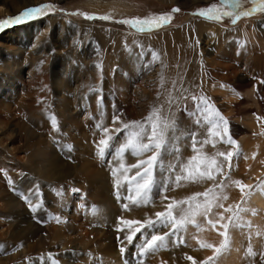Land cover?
Masks as SVG:
<instances>
[{
	"label": "bare ground",
	"instance_id": "obj_1",
	"mask_svg": "<svg viewBox=\"0 0 264 264\" xmlns=\"http://www.w3.org/2000/svg\"><path fill=\"white\" fill-rule=\"evenodd\" d=\"M33 1L35 2L38 0H33ZM28 2L30 3L29 0L28 1L26 0H2V2H0V14H5L9 12L7 5L13 6L14 9H18L19 7H22L25 4L26 5L29 4ZM57 17L58 16L56 17L49 16V17H46L44 21L46 24H50L55 19H57ZM58 18L60 20L58 23L59 29L58 30L56 29V34H57L56 39L61 37L62 31H63L62 29L64 28L63 25H64V22L66 21L65 17H58ZM40 23L41 22L39 21H34L32 23H29V24H26V25H23L17 28L27 29L28 31L31 30L32 34L25 33V35L26 37L30 36L31 38L33 36L32 38L33 40L32 39L31 40L35 43V42H39L38 33L42 29L40 28ZM102 34H105V33H102ZM105 35H107L108 36L107 38L111 39L113 43V45L110 46L111 50L115 52L117 55L119 53L118 58L117 59L115 58V62H114L115 66L112 65V67L116 68L120 66V69L117 68L119 71H117L114 78H111V76H109V69L111 68V64L113 63V62L111 63V60L113 61L114 58L112 57V59H110V62H109L111 63L109 64L110 68L107 64V61L102 60L103 61L102 63H104V69H105L104 75H106L107 77L109 76V78L107 79H111V80L114 79V82L112 81V83H114V85L117 86V89H121L120 90L121 92L118 93L119 91L118 92L111 91L112 89L110 88L111 89L110 90L108 88L110 85L107 83L109 86L105 87L104 86L105 84L100 83L102 81L99 79V77H97V75H95L94 76L95 78L93 81L95 82V85L97 84L96 87L88 93L86 91L87 89L86 84H81L80 86L81 88L83 87L85 93L83 94V92L81 93L76 92L77 95H76V98H74L75 102L73 101L74 102L73 104H69L66 101V97L68 98V96L65 97V93L67 92L68 88L66 89L65 88L66 86L65 87L63 86V84L67 80L65 82L58 80L59 82H57L58 84L57 87L63 88L64 91L61 90L60 93H61L62 99L64 100H62V103H60L59 102L60 98H59L57 102H58L59 107H64V108L63 109L59 108L60 110L57 112H58L59 117H63L64 119L68 121V122L66 121L67 125L66 123L61 122L62 123L61 125L65 124L64 127L62 126V128H64L63 130L68 133V136L70 134L69 131L71 130L75 131V133L77 134V137L79 136V139L81 140L80 150L84 154L87 153V154L94 155L95 153L97 155L98 153L97 149L99 146L95 140V136L97 134L96 129L98 130L100 126L104 127L105 125H108L110 121L113 119L112 113L114 114L117 112L116 114H118L119 116L125 117L127 113L134 112L133 114L134 121H143L144 118L149 115V112L154 107L159 108L161 110L160 114L162 116H167L169 118L174 119L175 124H176L175 133H173L172 131H169L167 134L169 137V145H168L167 150L163 151L160 157V160L162 161L164 165V169L157 167L154 173L157 181H163L167 179L169 175V173L166 171L167 166L177 162V156H176V153L174 152V149L178 147L177 145L179 144L183 145L182 149L178 147L179 157L182 162L186 163L188 158L194 155L192 151V140H191L190 135H188L189 133L196 132L198 134L197 136L198 140H203L207 138L208 125L206 124L197 125L195 123L196 117L193 115V113L195 112L196 109H195L194 102L192 100V96L193 95H197V96L204 95L208 97L210 99V102L215 106V108L220 112V114L228 121L230 133L234 135V139L237 141L239 145L241 154L250 160V164H247V171L245 172V175L243 177V184L253 186L251 195H249L247 197V200L242 203L241 202L242 198L240 197L241 193L237 192L238 187L234 184H231V181H234L235 180L234 178L235 177L237 178V176H232L230 179L226 180L227 187L223 189V193L225 192V195H227L228 199L222 201V203H225L224 205L226 206L239 204L242 208L247 209V211L242 212V213L250 219L249 221L250 223L256 225L254 226L255 228L252 225L251 239H250L252 240V243L256 245L257 241L259 240V236H260V235H257V233H259L258 231L261 229V226H262L261 220L262 221L264 220V191H259L255 189V186L259 182L264 181V158L261 161H259L260 158H258V156L259 157H261L262 155L264 156V153H262V151L260 150L259 154H256L258 142L264 140L263 135H262L263 133L261 132L262 129H264V83H262V81H264V13L262 15L255 16L252 18H245L243 20H240L239 23H235L231 26H225L221 23H210L206 19H199L198 17H192L184 25H181L179 27L169 29L157 35L151 36L148 42L152 44V47L154 46L155 49L154 48L153 49L155 53L157 54L159 53L160 56H158L157 58V63H155L156 64L155 67L152 64L154 63V61L152 62L151 60L148 62L146 69L144 68L146 70L144 74V76H146L145 78L148 79V82L150 83V85L151 83H153V87L155 86L154 90H152L153 91L152 95L154 96L156 95L155 99L152 97L154 99L152 102L148 103L146 101V103H148V104L145 103L146 105L142 104L145 101L141 103V101H137L136 98L139 94L141 98L142 95L147 91L141 92L140 91L141 88L136 86L133 83V81H131V83L129 82L128 84L123 85V83H121V79L116 78L117 77L116 75H119L124 79L125 77H127L126 74H130V75L133 74V71L136 69L137 65L139 64V62L137 63L135 61L136 58L135 57L133 58L132 56L131 57L134 59V61H132L131 65H130V62L126 63L125 61L127 60V57H126L127 52L126 50L122 49V46H121V45L124 46V43L130 44L131 42L129 41L137 39L138 36L135 35L130 29H128L126 26H123V25L117 27L116 29H111V32L106 33ZM20 45L21 46L18 45V47L15 50H7L4 53L6 55L0 54L1 56L0 61H2L0 63V191H3L4 188H6L9 184L11 185L13 183L15 192L17 191L21 192L20 198L19 196L18 198H16L13 195H11V197H9L8 199H6L7 198L5 197L6 195L4 196L5 197L4 199L0 198L1 206L8 205L6 214L0 213V240L6 238V233L3 227V225L7 223V220L5 218L12 217L14 219L18 218L19 220L20 217L18 216H20V213L23 209V208H20V205L22 206L30 205L28 202L25 201L23 197H28V200L31 202V205H39V207H41L42 205H45V202L43 201V199H46V197L43 196L42 190H46L44 188H47L48 186H51V185L58 186V185H63L66 182L67 183L72 182L73 185H75V187L81 193L83 192L80 190V188L82 189L84 188V186H80L77 182H75L74 180L73 182L72 179L69 178V175L72 174L71 173L72 167L68 162L67 163L65 162L68 157L67 146L64 145L63 142L61 143V141L60 142L58 141L59 142V143L57 142L58 144L61 143L62 146H65V147H61V148H64V149H61L63 150L62 152L60 150L59 151L56 150L58 153H55V154L58 155L60 152L61 155L54 158L51 153L55 152V150H53V148L50 147V144H55V142L52 143L53 139L50 136H48L46 137V141L44 139L42 140L41 139L43 136L42 133L41 132L38 133V130L40 128L31 126L30 123L27 124V122L25 121L26 116L28 115V113H29L28 116H30L31 112H25L29 106L28 102L30 104V101L28 97L26 99L24 96L25 94L28 95L29 89L33 85H36L39 83L40 84L39 86L43 87V85L45 84L44 69L46 67H44L43 69L42 68L43 66H41V68L38 69L39 71L36 73L32 72L31 70L32 68H29L30 66H28L27 68L24 67V65H22L21 63L23 62V60L21 61V60H18L17 58L23 56V54H26V53L28 55L31 51H26V48H28V46H25L26 45L25 41H21ZM41 50H45V47L41 46L40 51ZM0 52H2L1 49H0ZM79 52L80 51H78V53ZM37 53L38 51L33 54H37ZM43 53L38 54L36 56V59L37 60L42 59ZM106 54L108 55L109 53H106ZM61 55H63V53ZM106 57L104 58L105 60H106ZM28 62H31V61H28ZM32 62H35V61H32ZM33 64H36V63H33ZM127 65H129V67H127ZM68 70L69 69H65V73L63 74L64 78L67 75V73H69ZM149 73L151 75H154L153 78H150ZM33 76H35V78ZM173 82H175V85L173 84ZM182 89H187V92H182ZM36 94L37 93H35V95ZM149 94L150 92L148 93V95ZM169 94H171L172 98L175 100V103H176V104L172 103L171 107L169 105ZM19 97H20V100H18ZM99 97L102 98L101 102L97 100ZM33 98L35 97L33 96ZM36 102L33 104L35 105ZM33 104L30 106L33 107L34 106ZM38 108H39L38 110L39 112L41 107L38 106ZM30 110L31 109H29V111ZM115 110L117 111L114 112ZM44 114L42 113L41 115L43 116ZM46 114H47V111H46ZM46 114L44 116H47ZM51 114L53 113L51 112ZM41 115L39 114V116ZM257 117H260L261 119L258 120ZM47 119H49V117ZM237 119H239L240 121H243L247 127L245 128L236 127L233 121ZM49 120L51 121V119ZM34 122L35 121H33V124H35ZM57 122L59 121H56V123ZM83 122H85L84 125L82 124ZM87 122L90 123L89 126L93 127V130L92 132L90 131L89 133H85V132L82 133L81 131H83L84 127L87 126ZM112 122L113 121H111V126H109L111 128L114 125V124L112 125ZM123 122H124L123 120L122 122L118 121L117 123H115L114 127L115 126L117 127L118 125H119L118 127H120V124H122ZM48 125L51 126L52 124L51 125L48 124ZM57 128L58 127H56L55 129L56 132H58L59 130ZM55 130L50 131V132H55ZM129 131L130 129H126L123 133L116 136V142H117L116 149L117 150L119 149L120 145L125 143L126 137ZM46 133L44 132L45 135H48ZM16 137L22 138L23 145L21 146L24 152L29 151L31 149L35 150V151L33 150L32 157L30 156L31 158L27 159V161H29L30 159L32 161L33 160L32 158L35 159L33 163L31 161L29 162L31 163L29 164V166L32 165L31 168H32V171H34L32 173L40 183L39 188L41 189L38 188L37 191H31L33 190L31 189L32 187H30L31 190H28L29 189L28 187H27L28 189H26L25 179L27 178H24V180H21L20 182L18 181L19 179H17V181L19 182L17 184V183H14V180L12 179L15 177L13 176L11 178V176H9V172L11 173L15 170V168H13V165H17V163L19 164L20 162L23 161L21 158H19L16 155L15 152L17 150L13 152L14 149L12 148L11 144L13 143ZM41 142L44 143L43 146ZM144 142H147L146 138ZM40 146L42 148H40ZM51 149L53 151H51ZM231 149H232L231 145H227L224 143H216L215 147H213L211 144L204 145L203 151L209 155H212L217 151L227 152ZM253 153H255L256 158L253 157ZM151 155H152L151 152H147L143 156H134L131 154L130 151H128L124 153L122 159H123V163L126 166H131V165L137 164L138 160L147 159ZM92 163L93 161L92 162L87 161L88 165H86L85 163V165L83 166L85 167L86 172L89 173L88 175L89 178L91 177L92 179L91 184L93 186L97 184V190L94 193V198L92 201L93 202L95 201V204L97 205L98 210L100 209L101 211L104 207H106L107 205L109 206L111 203V196L109 195V186L107 184L108 181H106L107 178L105 180V177L107 176V173L109 176L112 177V168L113 167L118 168L120 164V160L115 158L110 163L108 168L106 169H102L101 167L99 168L95 167L92 170L91 168ZM89 165L91 166L89 167ZM234 167H233V170L230 176L237 173ZM10 169H12L13 171H9ZM136 171L137 169L135 168L131 169V171L128 172V176L134 175ZM176 171L178 172L179 168H177ZM15 172H17V170ZM204 183H209L208 185H211L209 187H212L214 182L204 181L201 183L183 184V186L181 187L174 188L176 189V192H174L176 193V196L175 197L173 196V197L176 200H183L186 197L192 196L194 193H203L206 191V188L207 189L209 188L205 186ZM216 183H219V180L216 179ZM35 186L37 185L35 184L33 185L34 189H36ZM66 187L68 186H65V188ZM215 191L219 193L220 189H216ZM153 193L156 196V194L159 192L158 190H154ZM89 195H87V197ZM167 196L170 197L169 195ZM153 198H154V195H153ZM54 199H55L54 204L56 205L55 207H56L57 212L62 213V214L69 213L70 217H73L76 214H78L76 205H77V208H79L78 205L80 204L79 201L82 200L81 197L71 196V198H69L67 196L66 198L63 195H60L59 197L54 196ZM62 205H72L71 206L72 208L65 209ZM110 208H111V205H110ZM3 209L4 210L6 209L5 206ZM105 214L106 212L102 213L104 221H106L107 219V216H106L107 214L106 215ZM90 219L92 220L93 216ZM216 219H219V217H216ZM202 221L203 220L198 222V224L203 225L204 223ZM63 222L64 221H62L61 223L58 222L57 228L55 229L54 234H53L54 236L53 238L59 241H63V244H64L66 242L65 236H66L67 231H70L72 229L77 230V231L79 230L78 228H76V226L74 227L71 222H67V224ZM31 223L32 222H30V225H28L27 227L22 226V223L21 224L18 223L17 226L22 229L23 233L19 231L18 232L14 231L13 233H11V238L22 240L23 238L24 239L26 238L25 235H27L28 233H31L33 230L36 229L38 231L37 228H33V230H31V227H32ZM186 228H187L186 237L191 236L190 238H187V241L188 243L189 242L191 243L193 242L192 238L194 236L193 235L194 232L192 233V231L194 229H192L193 227H191V225L189 224L186 226ZM80 232L83 236L85 235L82 232V230H80ZM35 233L37 232L35 231ZM232 236L233 235L231 232L230 237L232 238ZM194 239H195V236H194ZM75 240H78L80 243H83L84 238L80 239L77 236L74 239V241ZM231 240L232 241H230L231 244H230L229 249L233 250L234 248H238L236 247L237 245L235 246V243L233 244V239ZM230 255L228 256L231 257ZM223 256L221 257L220 255L221 259H223ZM233 256L235 255L233 254ZM226 260L227 259H225V261Z\"/></svg>",
	"mask_w": 264,
	"mask_h": 264
},
{
	"label": "rangeland",
	"instance_id": "obj_2",
	"mask_svg": "<svg viewBox=\"0 0 264 264\" xmlns=\"http://www.w3.org/2000/svg\"><path fill=\"white\" fill-rule=\"evenodd\" d=\"M29 1H30V3L28 2L29 4L27 5L25 4L26 6L24 5L22 7H19L18 9H14L13 6L7 5L9 12L5 14H0V21L5 20L9 17H15L19 15L20 13H22L27 8L37 7L43 4L54 5V8L49 9L48 12L44 15H40L36 18H30V19L25 20L24 22L12 24L10 26L4 27L3 29H0V49L2 50L0 54H4L7 50H15L18 47V45L21 46L20 45L21 41H25L26 42L25 46H28V48H26V51H31V52L28 55L25 52L26 54H23V56H21L23 59L21 57H18L17 59L21 61L23 60V62L21 63L22 65H24V67L27 68L28 66H30L29 68H32L31 70L33 73L38 72L39 71L38 69H40L41 66H43L42 67L43 69L44 67H46L44 69L45 84L43 85V87H40L39 83L36 85H33L29 89L28 95L25 94L24 96L26 99L28 97L30 101V104L28 102V105H29L27 108L28 110L26 109L25 112H31L30 116H28L29 115L28 113V115L25 118V121L27 122V124L30 123L31 126L40 128L38 130V133L39 132L42 133L43 135V136L41 135L42 140L44 139L46 141V137L48 136H50L53 139L52 143L55 142L56 146L55 144H50V147L53 148V150H55V152L51 153L54 158L61 155L60 152L58 155H56L55 153H58L57 151L59 150L61 152L63 151L61 149H64V148H61V147H65V146H62L61 144L62 142L66 146H71V150L70 151L68 150L67 152L68 157L65 161L66 163L68 162L72 167V172H71L72 174L69 175V178L72 179V181L74 180L75 182H77L80 186H84V188L85 187L87 188L85 189L80 188V190L83 192L81 193L75 187V185H73L72 182L71 183L69 182L70 184L67 182L65 184L62 183L64 186L63 185H58V186L51 185L52 187L48 186L47 188H44L46 190H42L43 196L46 197V199H43V201L45 202V205H42L41 207L36 208L35 210H33V208L30 207V205H23V206L20 205V208H23L24 211L22 209L20 216H18L20 217L19 220L18 218L14 219L12 217L10 218L6 217L5 219L7 220V223L3 225L4 231L6 233V238L0 240V264H126V262L127 264H141V261L135 258V254L138 253L137 245H140L143 242L142 235L140 233H137V235L134 237L133 242L131 244H129L126 239V236L130 234V228L131 230H134L136 227H139V225H132L129 228L128 226H125L124 224H122L121 220H139L143 222L146 219H155V213L160 212V211H165L166 210L165 205L170 203L171 201L164 200L162 202L159 193H157L156 196L153 193L152 194V199H154L153 203L148 204V205H142L140 207L130 206V210H125L123 208V204L127 203V201L123 199V197L128 195L127 186L125 185L124 187L120 189L121 199L118 200L116 197L117 189L114 187L115 178L113 177V175L111 177L107 173L105 180L107 178L106 181H108L107 184L109 186V195L111 196V203H110L111 208H110V205L109 206L107 205L100 211V209L98 210L97 205L95 204V201L94 202L92 201L94 198V193L97 190V184L94 186L91 184L92 179L91 177L89 178L88 176L89 173L86 172L85 167L83 166L85 165V163L86 165H88L87 161L89 162L93 161L92 167H91L92 170L95 167L97 168L101 167L102 169L108 168L110 163L116 158V152H117L116 151L117 150L116 149V144H117L116 136H118L119 134L123 133L126 130V129L122 130L119 134H117L115 133L114 129L121 128L122 124L128 123V121L130 122L134 121L133 119L134 112L127 113L126 114L127 116L125 115V117L120 116L119 121L120 122H122V120L124 121L122 124H120V127H118L119 125L117 127L116 126L114 127L115 124L113 125V122H112L113 127L112 128L109 127L111 126V121H113L112 119L109 123L110 125L108 124V125H105L104 127L100 126L98 130L96 129L97 134L95 136V140L97 144L99 140H101L102 138H105L104 133L101 130L102 128L108 127L109 129L108 135L113 136L112 146L105 152L103 159H101L98 156V154L96 155L95 153L94 155L87 154V153L84 154L80 150L81 140L79 139V136L77 137V134L75 133V131H72V130L69 131L70 133L69 134L70 137H69L68 133L63 130L64 128H62V126L64 127L65 124L64 125H61V124L66 123L67 125L68 121L64 119L63 117H59L58 112H57L60 109L64 108V107L58 106L57 100L60 98L59 102L62 103V100L64 99H62L61 93H60L61 90H63V88L62 87L58 88L57 82H59L58 80L62 82H65L67 80L63 84V86L64 87L66 86L65 87L66 89L68 88L67 92L65 93V97L68 96L69 99L66 97V101L69 104H73L75 102L74 98H76V95H77L76 92L77 93L83 92V94L85 93L83 87L81 88L80 86L81 84H86L87 89L86 88L85 89L88 93L96 87L97 84L95 85V82L93 81L95 78L94 77L95 75H97V77H99V79L102 81L100 83L105 84L104 85L105 87H108L110 85L108 88L109 89L111 88L112 89V90L110 89L111 91H115V92L119 91L118 93H120L121 89H117V86L114 85V83H112V81L114 82V79L112 80L107 79L109 78V76H111V78L115 77V74L117 73V71H119L118 69H120V66H119L120 64L118 65L119 67H116V68L112 67V65L115 64L114 63L115 58L116 59L118 58L119 53L117 55L115 52L111 50L110 46H112L113 43L111 39H108L107 38L108 36L105 34L111 32V29H116L117 27L123 25V26H126L135 35L138 36L137 39L129 41L131 42L130 44L124 43V46L121 45L122 49L126 50L127 52V55H126L127 60L125 62L126 63L130 62V65H131L132 61H134L133 58L135 57L137 59V60L135 59V61L137 63L139 62V64L137 65L136 69L133 71L134 75L126 74L127 77H125L124 79L121 76L116 75L117 76L116 78L121 79V83H123V85H126L129 82L131 83V81H133V83L136 86L141 88L140 89L141 92L147 91L142 95L141 98L139 94L136 98L137 101H141V103L145 101L142 104H145L146 101L148 103L152 102L156 97V95L155 96L152 95L153 93L152 90H154L155 86L153 87V83H151L150 85V83L148 82V79L145 78L146 76H144V74H145V71H146L145 69L148 65V62L151 60L152 62L154 61V63L152 64L155 67L156 66L155 63H157V58L158 56H160V54L155 53L154 46L152 47V44L148 42L151 36H154L161 32L167 31L169 29H173L181 25H184L192 17H198L199 19H206L210 23H221L225 26H231L233 25V23L231 22L233 19L232 16H223L219 21H216V20L205 18L200 15H194L193 13H197L199 10L207 11L210 8V6L213 4L217 5V10L219 12L231 11L233 13H236L240 10L250 9L254 5L250 2V0H241V7L239 9H237L235 5L231 3L227 5H223L221 4V0H206V1L205 0H166L167 2L165 0L164 1L162 0H38L35 2L33 0H29ZM0 2H2V0H0ZM173 9H179V11L173 12ZM72 13H87V14L96 15V16L107 14V15H110L111 19L107 21L100 20V19L89 20V19H85L83 15H79V14L73 15ZM263 13L264 12L257 11L256 13L250 16L240 17L236 23H239L240 20H243L245 18H252L255 16L262 15ZM160 15H168L171 17V19L163 26L153 28L151 31H147V30L146 31H136L132 29L131 27H129L128 25L116 22L122 19H131V18L143 19L147 17L160 16ZM49 16L51 17L58 16V17L66 18V21L64 22V25H63L64 28L62 29L63 30L62 35L58 39H56L57 38L56 29L57 30L59 29L58 23L60 19L57 17V19H55L50 24H46L44 20L46 17H49ZM34 21L41 22L40 28H42L41 31L38 33L39 42H35V43L32 41L33 36L31 38L30 36L26 37L25 35V33H31L32 32L31 30L28 31L27 29L17 28V27H21L23 25L32 23ZM102 33H105V34H102ZM41 46H44L46 51L45 50L40 51ZM53 50L57 51L58 53ZM37 51H38L37 54H33ZM43 51L47 55H45ZM78 51L80 52L78 53ZM40 53H43L44 56L42 55V59L37 60L36 56ZM62 53L63 55H61ZM106 53H109V54L107 55ZM105 57H106V60L104 59ZM112 57L114 58V60L113 61L111 60V63L113 62L111 64L109 62H110V59H112ZM0 59H1V56H0ZM102 60L107 61L108 66L109 64H111L112 69L109 66L110 69H109L108 77L104 75L105 69H104V63H102L103 62ZM28 61H31V62L35 61V62L31 63ZM1 62L2 61H0V63ZM33 63H36V64H33ZM127 67H129V65H127ZM63 68L69 69L68 70L69 73H67L68 76L66 75L65 78L63 76V74L65 73V69ZM149 76L150 78H153L154 75H151L149 73ZM33 77L35 78V76ZM149 92L150 94L148 95ZM35 93L37 94L35 95ZM33 96L36 99L33 98ZM99 98L97 100L101 102L102 98L101 97ZM18 100H20V97L18 98ZM35 102L36 104L34 105L33 103ZM32 104L34 105L33 106L34 108L30 106ZM38 106L41 107V109L43 108L42 110L40 109L41 113L40 111L38 112L39 110ZM29 109H31L32 111L31 110L29 111ZM46 111H47V114H46ZM116 111L117 110H115L114 112ZM44 112L47 116L49 115L48 117L49 119H51V121L53 120V118L55 119V121H59L56 123V127H58L57 129H59L58 132H56L55 130L56 128L54 129L52 127L51 125L52 122L49 119H47L48 117L44 116L45 115ZM51 112L53 114H51ZM42 113L44 114L43 116L45 117V119L41 115ZM116 113L114 114L118 115ZM39 114L41 116H39ZM114 114L112 113L113 116ZM47 120H49L50 122ZM33 121H35L34 122L35 124H33ZM31 122L33 125L31 124ZM233 122L236 127H239V128L247 127L246 124L243 121H240L239 119ZM47 123L50 124L51 126H49ZM88 123L89 122H87V126L84 127V130L81 131L82 133L83 132L89 133L90 131L92 132L93 127L89 126L90 123L89 124ZM82 124L84 125L85 122H83ZM53 130H55V132H50ZM44 132L45 133L47 132L46 134L48 135H45ZM261 132L263 133L261 134L263 135V138H264V129H262ZM231 135L234 138V135L233 134ZM58 141L59 142L61 141V143L58 144L59 143ZM41 144L42 146L44 145L43 142H41ZM11 145H12V148L14 149L13 152L17 150L15 152L16 155L19 158H21L23 161L20 162L19 164L17 163V165H13V168H15V170L13 171L12 169H10L9 171L15 172L17 170L18 173L17 172L10 173L8 171L9 176H11V178L14 176L16 179L15 178H12V179L14 180V183H17V184L21 180H24V178H27L25 179L26 189L29 188L28 190L33 189L31 191H37V189L40 187V183L32 173L34 172L32 171V168H31L32 165L29 166V164H31L29 163L31 159L27 161V159L32 157L34 149L24 152L21 146L23 145L22 138H19V137H16ZM177 146L182 149L183 145L179 144ZM40 148L42 147L40 146ZM53 150L51 149V151ZM260 150L262 151V153H264V140L258 142L256 154H259ZM258 158H260V160ZM258 158L257 159L261 161L263 160L264 156L263 155L261 157L258 156ZM32 159L33 160L31 162L33 163L35 159L34 158ZM231 163L233 167L235 166L234 168L237 171V173L230 176L233 170V167L230 168L231 169L230 170L225 165L224 172L227 173V177H228L224 181L225 184H226V180L230 179L232 176H237V178L235 177L234 179L240 180L243 184V177L245 175V172L247 171V164H250V160L241 154L239 158H234ZM90 166L91 165H89V167ZM221 178H222L221 175H217L216 177V179L219 181L221 180ZM17 179H19L18 180L19 182L17 181ZM34 184L38 186V187L35 186L36 189H34L33 187ZM204 184L207 187L211 186V185H208L209 183H204ZM9 185L6 188H4L3 191H0V194H1L0 198L4 199L5 197H7L6 199H8L9 197H11V195L15 196L16 198H18L19 196L20 198L21 192L20 191L15 192L13 183L10 186ZM65 186H68V187L65 188ZM30 187L32 188L30 189ZM174 192H176V189H170L169 191L165 193V195H169L170 198H174L176 196V193ZM237 192L241 193L239 190V187H238ZM223 194L225 195V192ZM60 195H63L66 198L67 196L69 198H71V196L82 198V200L79 201L80 204L78 205L80 209L77 208V205H76L78 214H76L73 217H70L69 213L62 214L56 211V207H55L56 205L54 204L55 203L54 196L59 197ZM87 195H89L90 197L89 196L87 197ZM153 195H154V198H153ZM240 197L242 198L241 195ZM198 199H202V198H198ZM4 206L6 208L5 210L3 209ZM7 206L8 205H2V206L0 205V213L6 214ZM62 206L65 209L72 208L71 207L72 205H62ZM224 206L227 207L226 205ZM233 206L235 207L236 205H233ZM181 207H187V206L181 205ZM103 212H106L107 214V215L105 214L107 216L106 221L103 220V216H102ZM213 212L222 213L223 209L216 208L213 210ZM173 214L178 216L179 215L178 209H174ZM90 215L91 217L93 216L92 220L90 219L91 218ZM216 217L218 216L216 215L212 216L213 219H216ZM196 220H197V223L203 220L202 222L204 224L203 225L200 224V228L203 229L202 231H203L204 237H207L209 235L218 237L217 235H219V231H223V229H220L219 226L217 225L218 226L217 229L219 231L215 230V233L217 234L216 235L215 233H213V231H211V229L208 230L207 226L205 225L207 224V222L203 217L198 216L196 217ZM62 221H64L63 223L65 224H67V222H71L73 226L74 227L76 226V228H78L79 230L77 231V230L72 229L70 231H67L66 236H65L66 242L64 244H63V241H59L53 238L54 237L53 234H54L55 229L57 228L58 222L61 223ZM30 222H32L31 230H33V228H37L38 231L35 229L31 233H28L30 235L28 234L25 235L26 238L25 239L23 238L22 239L23 241L15 239V238H11V233H13L14 231L16 232L19 231L23 233L22 229L17 226L18 223L20 224L22 223V226L27 227L28 225H30ZM189 225H191V227H193L192 229H194L192 231V233L194 232L193 235L195 236V239H194V236L192 235L193 242L188 243L187 238H190L191 236L186 237L187 228L185 227V229L182 230L180 233H178L176 236H169L167 238L166 248H160L159 250L155 252H150L147 255L143 256L142 264H192V261L186 259L187 256H191L196 261V264H201V262L206 261L208 257L213 255V252L211 254H206L207 252H204L202 249H200L201 247L199 246L197 241L198 240L202 241L200 237L202 231L198 229L195 225H192V224H189ZM118 228H122L123 231H118L117 230ZM80 230H82V232L85 234L84 236L81 234ZM169 230H170V226L160 227L159 229L156 230V234L164 235L165 233L169 232ZM35 231L37 233H35ZM144 233L147 235V238L149 239L151 235L153 234L148 229H144ZM77 236L80 239L84 238L83 243H80L78 240L74 241V239ZM180 237L183 238V241H184L183 243H179ZM222 239L223 237L219 235V242H218L217 247H219L220 241ZM247 241L249 240L247 239ZM122 247L126 249L123 254L120 251ZM241 261H242L241 264H251L250 258L246 259V261L245 260H241Z\"/></svg>",
	"mask_w": 264,
	"mask_h": 264
},
{
	"label": "snow or ice",
	"instance_id": "obj_3",
	"mask_svg": "<svg viewBox=\"0 0 264 264\" xmlns=\"http://www.w3.org/2000/svg\"><path fill=\"white\" fill-rule=\"evenodd\" d=\"M254 5L250 9L240 10L236 13L219 12L217 5L213 4L210 8L205 10H199L194 15H200L208 19L219 21L223 16H232V23L235 24L240 17L250 16L257 11L264 12V0H250ZM234 4L237 9L241 7V0H221V4ZM54 8V5L43 4L37 7H31L25 9L22 13L15 17H9L5 20L0 21V29L12 24L24 22L30 18H36L40 15H44L49 9ZM179 11V9H173V12ZM73 15H83L85 19L93 20H110V15H90L87 13H72ZM171 19L168 15L153 16L147 18H131L122 19L116 21L117 23L125 24L136 31H151L153 28L163 26ZM99 67V66H98ZM264 83V81H262ZM175 85V82H173ZM182 92H187V89H182ZM192 100L195 105V112L193 115L196 117L195 123L197 125L206 124L207 138L198 140V134L191 132L190 135L192 140V151L194 155L188 158L187 162H182L179 157V148H175L174 152L177 156V162L167 166L166 171L169 173L168 178L163 181H157L155 177V169L160 167L164 169V165L160 160L163 151H166L169 145L168 132L172 131L175 133L176 124L174 119L160 114L159 108H153L147 117L143 121H131L122 124L121 128H115V133L119 134L122 130L130 129L125 143L120 145L116 152V159L120 160L119 167L112 168V175L115 178L114 187L117 189L116 197L118 200L121 199L120 189L127 186L128 195L123 197L127 203L123 204L125 210H130V206L140 207L142 205H148L153 203L152 194L154 190H158L161 197V201L170 200L171 202L165 205L166 210L155 213V219H146L143 222L139 220H121V223L125 226L139 225L134 230L130 228V234L126 236L129 244L133 242L134 237L137 233H140L143 237V242L137 245L138 253L135 254V258L141 261L142 257L150 252H155L160 248L167 247V238L169 236H176L188 224L195 225L201 231L200 225L197 223L196 217H203L207 224L211 226L213 230H217V225L223 231H219V235L223 237L220 241L219 247L214 246L211 243L204 241H197L201 248L213 249V255L208 257L206 261L201 264H215L217 257L223 252L227 251L230 247V234L229 228H241L244 226L241 220V213L247 211L242 208L239 204L235 207L233 205L224 206L222 201L227 200V195L223 194V189L227 187L225 179H227V173L224 172L225 165L230 169L232 167V160L239 158L241 155L239 145L237 141L232 137L229 130L228 121L220 114L215 106L210 102V99L204 95H193ZM175 103V100L169 94V105ZM257 119H261L257 117ZM120 120L119 115L113 116V124ZM53 128H56V121L52 120ZM99 127V125H98ZM104 137L98 141V156L103 159L105 152L112 146L113 136L108 135L109 129L102 128ZM147 139V142L145 141ZM216 143H225L232 146V149L227 152L217 151L212 155H209L203 151L204 145L211 144L215 147ZM199 145V147H198ZM68 150H71V146H67ZM130 151L134 156H143L147 152H151L152 155L147 159L138 160L137 164L126 166L123 163V155L125 152ZM255 157V153H253ZM222 158V159H221ZM137 169L134 175L128 176V172L131 169ZM179 168L177 172L176 169ZM217 175H221V180L216 183ZM204 181H213V186L209 187L203 193H194L192 196L186 197L183 200H176L170 198L165 193L170 189L181 187L186 183H201ZM183 182V183H182ZM231 184L239 187L241 192L242 200L245 202L247 197L251 195L253 189L252 185H244L240 180L231 181ZM216 189H220V192H216ZM256 190L264 191V181L259 182L255 186ZM247 190V191H246ZM26 202L30 204V207L35 210L39 208V205H31L28 197H23ZM203 198V199H198ZM186 205L187 207H180ZM215 208H222V213H214ZM178 209L179 215H174L173 210ZM224 213H230L225 217ZM216 215L219 219H213L212 216ZM227 221L221 223V221ZM169 232L164 235L156 234V230L160 227H169ZM144 229L150 230L153 234L150 239L144 233ZM118 231H123L122 228H118ZM260 235V233H257ZM183 238L180 237L179 243H183ZM125 248H121L120 251L123 254ZM245 255L247 257H254L257 255L253 251L252 245L249 244ZM261 264H264V252L260 253ZM186 259L192 261V264H196V261L191 257L187 256ZM127 264V262H126Z\"/></svg>",
	"mask_w": 264,
	"mask_h": 264
},
{
	"label": "crops",
	"instance_id": "obj_4",
	"mask_svg": "<svg viewBox=\"0 0 264 264\" xmlns=\"http://www.w3.org/2000/svg\"><path fill=\"white\" fill-rule=\"evenodd\" d=\"M228 206V205H227ZM224 215H225V217H227L228 216V213H224ZM230 215V214H229ZM241 215V220H242V222H243V224H244V226L243 227H241V228H237V230H236V228H232V227H230L229 228V234H231V232H232V238L231 239H233V244L235 243V246L236 247H238V248H234L233 250L232 249H228L227 251H225V252H223L222 254H221V257L223 256V254H224V256H223V259H221V257L219 256V257H217V259H216V261H215V264H241V260L243 259V260H245L246 261V259H249L250 258V260H251V264H261V257H260V253L261 252H264V223H263V221L261 220V225L263 226H261V229L258 231L259 233H260V236H259V240L257 241V243H256V245L255 244H253L252 243V240H250L251 239V229H252V225H253V227L254 226H256V225H254V224H252V223H250L249 221H250V219L247 217V216H245L243 213H241L240 214ZM245 216V217H244ZM246 217H247V219H246ZM224 222H227L226 220L225 221H221V223H224ZM206 226H207V228H208V230H210L211 229V231H213V233H215V230H213L212 228H211V226H208L207 224H205ZM219 226V225H218ZM217 226V227H218ZM255 228V227H254ZM258 228V227H257ZM241 229V230H240ZM250 229V230H249ZM236 230V231H235ZM236 232V233H235ZM216 234V233H215ZM217 235V234H216ZM218 237H215V236H211V235H209V236H207V237H204L203 236V231H202V233H201V239H202V241H204V242H207V243H211V244H213L214 246H218V242H219V235H217ZM215 239V240H214ZM218 239V240H217ZM247 239L249 240V241H247ZM218 241V242H217ZM230 241H232V240H230ZM230 244H231V242H230ZM249 244H251L252 245V249H253V251L254 252H256L257 253V255L256 256H254V257H247L246 255H245V253H246V250H247V248H248V245ZM259 244V245H258ZM261 246V247H260ZM204 252H207V254H211L212 252H213V249H209V248H201ZM246 249V250H245ZM231 250V251H230ZM234 251V252H233ZM261 251V252H260ZM236 252V253H235ZM238 252H240V253H238ZM231 254V255H230ZM233 254L235 255V256H233ZM228 255H230L231 257H229ZM240 256V257H239ZM225 257V258H224ZM227 257H229V258H227ZM236 257V258H235ZM225 259H227L226 261H225Z\"/></svg>",
	"mask_w": 264,
	"mask_h": 264
}]
</instances>
